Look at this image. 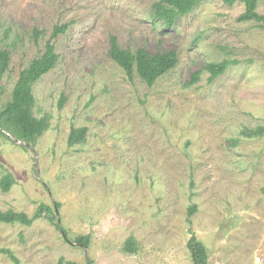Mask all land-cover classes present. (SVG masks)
Instances as JSON below:
<instances>
[{
  "label": "rangeland",
  "instance_id": "obj_1",
  "mask_svg": "<svg viewBox=\"0 0 264 264\" xmlns=\"http://www.w3.org/2000/svg\"><path fill=\"white\" fill-rule=\"evenodd\" d=\"M158 1L0 0L10 55L0 110L53 28L69 25L52 41L55 67L32 86V114L47 130L28 143L0 131V183L13 180L0 209L32 216L59 203L67 241L47 215L0 225V264H191L189 230L208 264H264V29L221 0L165 27ZM111 37L131 52L173 51L178 63L152 86L128 79L108 57ZM224 61L209 82L205 66ZM79 128L84 141L69 146ZM85 235L86 248L73 243Z\"/></svg>",
  "mask_w": 264,
  "mask_h": 264
},
{
  "label": "trees",
  "instance_id": "obj_2",
  "mask_svg": "<svg viewBox=\"0 0 264 264\" xmlns=\"http://www.w3.org/2000/svg\"><path fill=\"white\" fill-rule=\"evenodd\" d=\"M202 0H159L153 6V16L156 20L161 21L165 27H169L175 21L188 14L192 9ZM225 5L232 6L239 2L243 5V13L238 17L239 22H255L260 24L264 29V16L257 13V6L263 0H221ZM69 25L63 24L53 28L48 42L41 57L34 59L23 70L13 87L9 101L0 110V131L4 130L11 134L16 141L31 142L40 137L44 133L48 124L42 119H36L32 114L34 106V97L32 93V86L41 79L45 74L50 72L58 61L55 45L52 42L57 36L66 33ZM37 38V31L34 32ZM108 57L113 61L127 76L132 79L135 74L141 81L148 86H152L162 75L173 69L178 63L177 55L173 51L150 54L144 49H138L131 52L122 49L115 37L110 38V48ZM10 62V55L5 50H0V79L6 72ZM230 63L227 61L218 64H208L205 70L209 74L208 81L212 82L220 75H222ZM196 74L193 76V81H196ZM64 99H61L62 105ZM86 129H72L68 137V145L74 146L82 143L85 139ZM13 180L10 175L4 177L0 183L2 191L7 192L10 190ZM60 204L54 202L53 207L41 203L37 206L32 216L22 212H15L12 210L2 211L0 209V225L8 224H21L30 226L34 221L43 218L47 215L49 221L55 228L62 234L63 238L67 241L65 231L60 227L59 221L56 224L57 211ZM189 216L195 213V207L189 209ZM190 239L187 248L190 253L191 264H208V252L203 243H201L189 230ZM90 236H79L74 240V244L86 248L89 244ZM134 240L129 238L125 244L124 250L128 253H134L133 248ZM10 258L16 261L8 251ZM88 263H90L88 261ZM58 264H76L71 261H66L63 258L58 260Z\"/></svg>",
  "mask_w": 264,
  "mask_h": 264
}]
</instances>
